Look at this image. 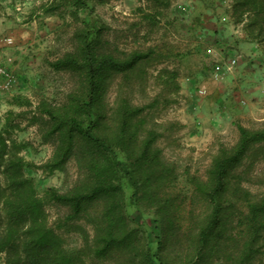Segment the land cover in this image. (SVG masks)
I'll list each match as a JSON object with an SVG mask.
<instances>
[{
  "label": "rangeland",
  "instance_id": "1",
  "mask_svg": "<svg viewBox=\"0 0 264 264\" xmlns=\"http://www.w3.org/2000/svg\"><path fill=\"white\" fill-rule=\"evenodd\" d=\"M76 2L0 0V130L7 129L26 145V172L40 196L48 189H83L91 176L81 144L62 169H45L57 141L49 133L50 118L42 107L60 110L79 85L76 72L57 70L52 63L77 53L79 34L89 26L100 28L103 52L120 57L146 53L135 69L109 81L103 121L107 133L115 132L116 110L123 100L144 107L135 120L141 123L138 141L151 131L157 133L153 147L160 165L149 187L160 185V197L171 198V232L155 200L143 197L141 190L135 195L133 187L124 197L128 227L138 233L132 251L95 254L105 226V198L58 228L71 209L47 202V219L65 248L84 264H145L144 250L151 253L153 264H188L193 243L186 234L195 232L210 213L199 184L208 183L220 149L236 145L239 125L264 129V33L258 36L259 29L249 26L250 12L235 15V0H85L83 6ZM124 154L120 156L126 161ZM229 180L223 224L234 239L232 247L223 245L222 251L241 247L246 192L250 200L264 195V140L251 145ZM0 264H6L3 253ZM213 264L229 262L222 258ZM252 264H264V251Z\"/></svg>",
  "mask_w": 264,
  "mask_h": 264
},
{
  "label": "trees",
  "instance_id": "2",
  "mask_svg": "<svg viewBox=\"0 0 264 264\" xmlns=\"http://www.w3.org/2000/svg\"><path fill=\"white\" fill-rule=\"evenodd\" d=\"M77 2L81 6L87 4L85 0ZM233 8L238 18L246 11L253 14L249 26L259 29L258 36L263 35L264 0H235ZM79 39L77 53H68L52 63L57 70L76 72L79 85L60 110L48 105L42 107V113L50 118L49 133L56 135L57 141L54 156L45 169L49 172L62 169L77 144H81L82 151L89 157L91 181L72 193L48 189L45 197L40 196L34 178L26 172L28 163L22 154L26 145L8 135L7 129L0 130V253L5 254L6 264H84L74 252L65 248L56 227L48 224L46 205L50 201L71 209L67 220L58 228L78 218L93 201L107 200L105 226L95 249L98 257H105L113 250L132 251L137 247V230L128 227L124 209L125 192L129 187H133L135 195L141 190L143 197L147 195L155 200L170 232L174 225L171 215H167L171 198L160 197L157 191L160 185L149 187L160 159L153 147L157 139L155 131L149 132L142 143L138 141L141 123L135 120L144 107H133L123 100L116 110L115 132L107 133L103 121V101L109 81L117 74L135 69L147 54L134 51L120 57L103 52L100 28L95 26L80 32ZM239 132L234 147L220 149L208 183L198 186L208 201L210 213L196 226L195 232L186 234L193 243L188 252V264H213L222 258L229 264H252L264 251V195L250 200L247 192L241 247L236 251L224 247L222 251L223 245L232 247L234 239L223 224L229 207L230 172L242 162L252 144L264 140V129L253 130L239 125ZM135 150L138 152L134 156L129 154ZM121 153L129 158L124 154V161ZM150 254L144 250L145 264H153ZM167 263L172 264V261Z\"/></svg>",
  "mask_w": 264,
  "mask_h": 264
}]
</instances>
